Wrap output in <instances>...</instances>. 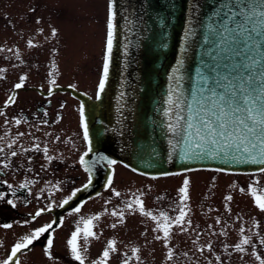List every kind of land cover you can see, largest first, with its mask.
Returning a JSON list of instances; mask_svg holds the SVG:
<instances>
[{
	"label": "rangeland",
	"instance_id": "rangeland-1",
	"mask_svg": "<svg viewBox=\"0 0 264 264\" xmlns=\"http://www.w3.org/2000/svg\"><path fill=\"white\" fill-rule=\"evenodd\" d=\"M107 2L108 0H0V49H4L0 51V69L5 70L0 72V111L3 112V116L0 115V129L6 130V127L16 125L14 121L20 118V111L33 109L32 104L44 103L40 101L41 94L33 90L38 88L30 86L47 90L50 86L48 81L55 79L56 84H76L80 88L86 87L90 95H95L105 42ZM38 20L40 23H37ZM53 28L57 30L55 37L51 35ZM28 40H32L36 47H29ZM53 63L56 66L54 75L49 77L48 72L53 71ZM20 76L27 77L24 82V87L27 88L18 90V98L12 105L3 106L15 90L14 85L19 82ZM57 96L63 97L65 94L60 90L53 96L56 97L55 105L59 107L62 101ZM23 124L25 123L19 126ZM21 138L24 140L23 136ZM81 149L83 150L82 145ZM117 167L111 188L106 190L104 187L99 195L92 196L80 213L68 215L73 208L62 211V226L60 223L56 224L53 226L55 231H50L54 237L51 249L53 258L49 260L44 254L49 235L45 233L30 249L18 254L16 259H19L20 264H79L71 257L66 241L81 216L87 218L93 215L101 216L99 221H94L93 229L99 239L89 240L87 251L83 253L85 264H92L99 259L110 239L117 241V252L111 254L109 264H123L126 257L130 258L129 264H259L251 254V246H246L244 254L234 250L235 243L240 239L241 225L246 229L245 234L251 237L256 254L264 259V244L260 242L264 239V211L255 206L253 198L247 193L249 183L256 177L211 170L187 172L186 176L190 179L188 204L191 208L187 218L192 225L187 232L173 228L169 243V247L173 248V260L168 261L164 242L154 239L155 235L160 234L152 230L155 223L138 212L127 210L124 202L140 196L146 211L158 214L165 210L170 216H175L178 213L172 211V206L185 175L149 178L122 165ZM45 168L47 170L44 177L53 178L52 168ZM75 173L74 179H78L75 187L87 181L84 172ZM12 175L7 178H12ZM257 180L264 186V174H258ZM49 182L51 181L35 183L34 199L28 207H0V216L8 219L7 222L1 221L0 225H13L11 229L0 227V261L7 258L11 247L21 236L53 222L55 214L48 211L31 223L23 224L24 220H31L30 213L34 214L47 204L57 208L61 200L67 197L63 194L55 197L58 190L53 185L59 184L62 188L63 184L57 180ZM233 183L235 188L231 187ZM75 187L71 186L70 190ZM240 188H244L245 192H240ZM112 189L119 191L121 196L112 195ZM227 195L233 196L231 202L224 199ZM226 205L230 211L226 210ZM114 210H124L123 223L111 216L110 213ZM217 217L221 220L220 224H216ZM113 223L117 224L114 229L111 227ZM209 225L212 227L209 228ZM222 230L226 235H220ZM79 244L82 248L85 246L83 239ZM209 244L212 245L211 250L208 249ZM134 247L140 249L139 260L131 258V249ZM199 248L204 251H197ZM216 256H220V261L215 259Z\"/></svg>",
	"mask_w": 264,
	"mask_h": 264
},
{
	"label": "snow or ice",
	"instance_id": "snow-or-ice-1",
	"mask_svg": "<svg viewBox=\"0 0 264 264\" xmlns=\"http://www.w3.org/2000/svg\"><path fill=\"white\" fill-rule=\"evenodd\" d=\"M169 6L175 7V5ZM106 9V42L102 73L96 92L97 100L101 99V93L105 91V86L109 79L116 30V0H108ZM191 11L193 16L199 11L196 3H192ZM222 17L226 18L220 22ZM37 23H40V21L38 20ZM125 23L129 28L134 24L127 16H125ZM159 24L161 27L164 26L163 18L159 20ZM193 24V18L189 17L184 28L179 55L176 57L175 65L168 75L169 85L162 101L163 106L155 109L163 117L159 121L158 126L168 137V161L171 162L176 158L179 162L186 164L214 161L226 165H264V0H220L203 25L204 35L203 40L200 42L199 64L195 70L194 77L188 78L191 82L189 90V88H185L184 84L186 80L184 68L189 51V43L197 32ZM51 35L53 37L57 35L55 28L51 30ZM211 38H215V41L211 40ZM27 43L29 47H36L32 40H28ZM209 43H212L213 47L205 50L204 45ZM241 43L244 45L241 51H235L236 47H239ZM129 46L130 44L128 42L123 45L125 56L128 54L127 50ZM160 47L166 49L168 45L161 43ZM213 50H215L216 55L212 56V61L216 64V68L220 67L219 61L222 59V53L240 55L242 57V67L241 65L235 66L240 69L238 74L231 75V73L221 74L217 72L214 85L211 84L213 78L209 76V72H214L215 68H212L204 59L207 56H211ZM0 51H4V49H0ZM55 67L53 63V71L48 72L49 77L54 75ZM3 71L5 70L0 69V72ZM26 79V76H20L19 82L14 85V88H23ZM221 81H224V83H221ZM48 83L55 85L56 80L50 79ZM70 87L74 88L75 86L72 85ZM218 89H222V91H218ZM52 91L53 89L50 87L49 95L52 94ZM124 95V92L121 91L117 98L118 102L123 101ZM15 100V95H9L4 106L8 107ZM117 111H121V108H117ZM2 114L3 112L0 111V115ZM46 115L47 113H45ZM79 117V126L82 129V139L85 142L86 150L79 156L78 163L87 174V182L82 187L74 188L60 202V208L69 205L70 201L76 198L79 193L87 191L93 185V178L98 168L112 169L113 165L117 163L115 159H111L108 155H105L103 152H97L95 149L93 140L90 139L89 125L85 119L83 104L79 108ZM14 123L20 125L21 119H15ZM44 123H47V121ZM19 135L23 136L24 133H20ZM57 140H59V137H57ZM14 143L15 141L9 143L7 147L11 149ZM32 150L40 152L41 147L39 144H36ZM23 151L28 152L30 149H23ZM42 151L49 162L54 159L53 156L48 155L49 149L47 146ZM3 153L4 148L0 147V154ZM90 154L91 157L86 159ZM10 156L16 157L17 152L12 151ZM2 158L7 159V157ZM2 167L3 169L9 168V163H3ZM196 170L186 168L185 173L163 174L165 176L184 174L186 177L182 181V186L177 190V198L172 206V211L178 213L175 216H170L165 210L159 211L158 214H154L153 211H146L144 202L140 196L124 202L127 210L138 212L140 215L148 217L155 223V227L152 230L154 233L160 234L155 235L154 239L164 242V247L167 249L168 261L173 260V248L169 247L173 235V228L187 232L192 225L191 220L187 218L191 212V208L188 204L190 199V179L187 178L186 173ZM213 170L217 173L225 171L223 168H215ZM28 171L31 172V169L29 168ZM259 172L264 174V167H260ZM113 179L114 177L112 175L107 177L106 190L111 188ZM3 183L6 182L0 181V184ZM32 183V180H28L20 183L18 187H14L9 183L7 184V188L10 190L11 196L16 197L17 191L28 189ZM53 187L56 190L60 189L59 184H55ZM231 187L235 188V183ZM239 191L243 193L245 189L240 188ZM247 193L253 198L255 206L259 210L264 211V186L260 184L259 180L253 179L249 183ZM112 195L120 197L121 193L112 189ZM160 199H163V197H160ZM224 199L231 202L233 196L227 195ZM0 201L6 202L13 208L17 206L14 199L6 198V194L3 191H0ZM108 202L110 201H106V203ZM52 207V204H47L44 208L37 210L31 216V220H24L23 224L27 225L31 223V221L40 217L45 211H51ZM82 208L83 203L74 207L68 215L78 214ZM225 208L230 211L227 205ZM110 214L112 217H117L120 223L124 222V210H120L119 212L114 210ZM100 219V215H93L87 218L81 216L80 220L77 221L75 230L71 232L70 238L66 241L71 257L75 261H78L79 264H85V256L83 253L87 251L89 240L99 239V236L93 229L95 227L94 221H99ZM54 223L55 221L47 223L21 236L18 242L11 247L10 254L7 258L0 261V264H20L19 259H16L18 254H22L24 250L30 249L45 233H49V236L46 247L44 248V254L51 260L53 258L51 249L54 246V237L50 234V230L55 231L53 227ZM220 223L221 220L217 217L216 224ZM62 224L63 219L60 221L61 226ZM257 226L253 225V227ZM0 227L11 229L13 225L6 223L0 225ZM111 227L114 229L117 227V224L113 223ZM211 227L209 225V228ZM248 231L251 232V229ZM239 233V242L234 245L235 252L244 254L246 252V246H251V254L255 256L259 264H264V259L256 254L255 245L251 237L245 234L246 229L243 225L239 228ZM220 235H226V232L222 230ZM81 239L85 242L83 248L79 244ZM260 242L264 244V239ZM193 243H196V241H193ZM116 245V240H108L100 258L93 261L92 264H109L111 254L117 252ZM211 247L212 245L209 244L208 249L211 250ZM225 249H227V245H225ZM139 251V248H132L131 258L139 260ZM197 251L203 252L204 249L199 248ZM129 259L126 257L123 260V264H129ZM215 259L220 261L221 258L220 256H216Z\"/></svg>",
	"mask_w": 264,
	"mask_h": 264
},
{
	"label": "water",
	"instance_id": "water-1",
	"mask_svg": "<svg viewBox=\"0 0 264 264\" xmlns=\"http://www.w3.org/2000/svg\"><path fill=\"white\" fill-rule=\"evenodd\" d=\"M219 2L220 0H116L113 53L109 79L105 91L101 93V99L97 100L75 87L62 85L52 87L63 91L70 90L81 99L85 119L89 125L90 139L93 140L97 152H103L109 158L124 163L134 171L152 177L164 173H178L185 171L186 168H223L225 171L234 172L259 170L260 167H264L254 164L226 165L214 161L186 164L176 158L171 162L167 159L168 137L158 126L163 117L155 109L163 106L162 101L169 85L168 75L179 55L187 20L192 17L197 32L189 43L184 68L185 88L190 90L191 82L188 78L194 77L199 64L200 42L204 35L203 25ZM192 3H196L199 8L195 16L191 11ZM125 16L134 22L131 28L125 23ZM161 18L164 19L163 27L159 24ZM225 18L222 17L220 22ZM211 40L215 41V38ZM126 42L130 44L127 56L123 47ZM161 43H166L168 47L161 48ZM243 46L241 43L235 51L240 52ZM210 47H213L212 43L204 45L205 50ZM215 55L216 52L213 50L211 56L204 58L212 68H215L214 72H209V76L213 78L212 85L215 84L217 72L236 75L240 69L235 66L242 67L240 55L222 53L220 67L216 68V64L212 61V56ZM30 87L41 89L36 86ZM121 91L125 94L124 99L118 102L117 98ZM117 108H121V111L118 112ZM90 157L91 154L86 159ZM109 175H112L111 170L98 168L93 178V185L87 191L80 193L82 196L78 201L73 199L69 205L81 203L85 195H96L106 186ZM65 207L58 206L51 211L57 216ZM54 221L56 225L58 220L54 219Z\"/></svg>",
	"mask_w": 264,
	"mask_h": 264
},
{
	"label": "flooded vegetation",
	"instance_id": "flooded-vegetation-1",
	"mask_svg": "<svg viewBox=\"0 0 264 264\" xmlns=\"http://www.w3.org/2000/svg\"><path fill=\"white\" fill-rule=\"evenodd\" d=\"M97 81L98 78L96 80L95 88ZM66 85H74L78 90L90 94L86 87L80 88L76 84ZM18 90L19 89L13 90V93L11 94L16 96V100L18 98ZM33 90L41 94L40 101H44V103L38 102L36 104H32L34 106L33 109L26 108L20 111L19 119L22 118L21 124L25 123L23 126L10 125L6 127L7 131L0 129V147L4 148V153L0 154V181L6 182L0 184V191H3L6 194L7 199H14V202L17 205L15 208L28 207L31 204L32 199H34L32 198L34 190L33 187L37 182H53L54 180H57L59 183L63 184V187L58 190V193L55 194V197H59L62 194L68 196L67 194L69 191H72L70 190L71 186L75 187V183L78 180L77 178L74 179V175L76 174L75 172H84L82 166H80L78 163L79 156L86 150L85 142L82 139V129L79 126V108L81 105L80 99L73 95L70 91H61L63 94H65V96H57V99L62 101L58 107L54 103L56 97L53 96L60 90H56L51 95L48 94L49 88H47V90ZM12 104L13 103L10 105ZM45 113H47L46 116ZM45 121H47V123H44ZM6 123L8 124V122ZM20 133H24V140H22V136L19 135ZM57 137H59V140H57ZM13 141H15V143L13 144V147L9 149L7 145ZM36 144L40 145V152L32 150ZM81 145L83 146V150L81 149ZM45 146H47L49 149L48 155L54 157L51 162L47 160L45 154L42 151ZM23 149H30V151L25 152ZM12 151L17 152L16 157L10 156ZM2 157H7V159ZM3 163H9V168L3 169ZM117 165L121 164L117 163L114 165L115 174L118 168ZM45 167L52 168V171L54 172L53 178L48 179L47 177H44V172L47 170ZM29 168L31 169V172L28 171ZM10 174H13L12 178H7ZM246 174L254 176L256 177L255 179H257L258 174L261 173L255 172ZM29 176L32 177L29 178ZM28 180L33 181L28 189L17 191L16 197L11 196L10 190L7 188V184L10 183L14 187H18L20 183H24ZM86 182L87 181L84 183ZM84 183L78 185L77 187H82ZM81 196L82 194L79 193L74 199L77 200ZM25 197L27 198L25 199ZM90 198L91 197L85 195L81 203L84 205V202L88 201ZM0 207L13 208L11 205H8L3 201H0ZM67 207V209H72L76 206L70 205ZM32 215L33 214H30L29 217ZM59 217L64 220L63 215H59ZM54 219L55 216L53 215V221ZM1 221L7 222L8 219L0 216V222Z\"/></svg>",
	"mask_w": 264,
	"mask_h": 264
}]
</instances>
